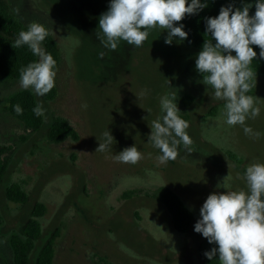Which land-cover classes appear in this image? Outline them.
<instances>
[{
    "label": "rangeland",
    "instance_id": "rangeland-1",
    "mask_svg": "<svg viewBox=\"0 0 264 264\" xmlns=\"http://www.w3.org/2000/svg\"><path fill=\"white\" fill-rule=\"evenodd\" d=\"M9 1L19 20L42 23L52 32L60 59L56 97L46 101L36 96L45 109L38 131L25 129L7 113L6 98L21 87L17 80L0 77V145L7 147L0 183V264H13L8 239L19 230L33 201L44 203L46 211L39 219L41 235L29 253V264L55 228L52 264H201L196 250L204 237L193 225L203 201L211 192L246 190L241 178L245 167L264 162V75L255 74L249 94L260 114L245 121L262 133L257 139L240 125L224 123V101L212 98L211 88L202 83L195 69L200 50L185 40L165 44L166 31L154 28L140 47L121 41L109 51L96 38L108 0ZM166 81L177 93L178 108L183 94L194 98L185 109L193 151L182 150L175 160L160 164L159 150L147 138L159 114V97L168 90ZM145 88L147 95L139 97ZM82 103L87 107L81 108ZM52 116L67 120L78 139L50 143L46 132ZM106 130L113 137L112 148L95 151ZM133 144L142 153L137 163L114 159ZM227 152L240 157L242 164L236 166ZM11 183L22 185L28 204L6 198L5 187ZM164 185L194 215L187 232L173 229L170 216L150 195Z\"/></svg>",
    "mask_w": 264,
    "mask_h": 264
},
{
    "label": "clouds",
    "instance_id": "clouds-1",
    "mask_svg": "<svg viewBox=\"0 0 264 264\" xmlns=\"http://www.w3.org/2000/svg\"><path fill=\"white\" fill-rule=\"evenodd\" d=\"M255 10L249 15L251 4L235 7L232 3L222 5L218 14L204 20L205 33L212 40H205L195 58V69L202 76V83L212 90V98L224 101L222 116L228 126L240 125L246 135L259 138L262 133L254 131L245 123L260 114V107L253 95L255 85L253 59L259 48V58L264 59V0H254ZM207 6V0H108L107 10L98 19L100 31L96 38L104 49L115 51L121 41L140 47L147 40L150 30L166 31L165 44L177 43L188 37L180 22L186 14L194 15ZM49 35L47 27L31 22L18 33L11 45L27 46L37 57L19 70L21 89H31L37 97L44 96L55 86L56 60L43 47ZM190 42V41H189ZM234 52V55H233ZM103 51L98 52L103 57ZM159 97V114L151 122L148 140L159 150L157 161L166 164L175 160L181 151L192 152L193 141L186 131L189 122L182 118L177 107V93L169 88ZM148 90L141 89L139 97ZM87 104L82 103L81 108ZM13 111L21 115L19 104ZM150 111V110H149ZM45 109L37 101L33 108L35 116L44 115ZM104 142L95 151L112 148L113 137L108 130L103 133ZM114 159L120 163L135 164L142 153L135 144L122 149ZM239 176V173L237 174ZM246 190L211 192L199 208V218L193 231L201 234L215 247L204 252L208 260L218 256L220 264H264V162L247 165L241 177Z\"/></svg>",
    "mask_w": 264,
    "mask_h": 264
},
{
    "label": "trees",
    "instance_id": "trees-1",
    "mask_svg": "<svg viewBox=\"0 0 264 264\" xmlns=\"http://www.w3.org/2000/svg\"><path fill=\"white\" fill-rule=\"evenodd\" d=\"M229 3H232L235 7H241L242 4H251L252 7L249 8V15L253 14L255 10L254 0H207V6L199 13L194 15L186 14L182 21L178 22L183 23L184 30L188 32V37L185 41L191 48L201 50L204 39H210L215 43L210 33H205L204 20L206 17L216 16L219 8ZM29 23L31 22H22L16 17L11 9L9 0H0V77L3 79L19 81L20 68L37 59L27 46L20 48L11 46L17 38L18 33L21 30H25ZM48 31L49 35L45 38L43 47L56 60L57 67L60 59L59 48L52 32L49 29ZM252 47L257 52V56L253 59L251 65L252 70L255 74L264 75V59L259 58L258 46L253 45ZM56 95L57 89L54 86L52 90L44 96H41V98L50 101ZM193 100V96L189 93L183 94L179 99L181 108L178 109L181 112L180 115L187 121L188 115L185 109L192 104ZM37 101V97L31 89H19L6 98L4 107L7 113L16 119L25 129L38 131L44 124V117L43 115L38 117L33 114V108L36 106ZM16 104H19L23 109L21 115H17L13 111V105ZM210 114H212V111H210ZM46 138L50 143L57 144L67 139L76 141L78 139V133L67 120L62 117L52 116L47 124ZM6 151L7 147L0 145V183L3 181L7 166L6 159L3 158V154ZM227 155L236 166L242 164V159L234 153L227 152ZM150 195L163 206L166 213L170 216L173 229L181 233L187 232L190 229L194 215L173 189L165 185L160 186ZM5 196L9 201L21 205H26L29 202V196L20 183L7 185L5 187ZM45 211L46 206L44 203L33 201L29 206L27 217L20 225L19 230L9 236L8 240L12 250L13 264H29V253L33 250L35 241L41 235L39 219L44 215ZM57 236V228L46 235L34 255L31 264H52L54 255L53 246ZM212 247H215V245H210L206 238H202L198 242L196 251L201 264H220L218 256H214L212 260H208L204 256V252Z\"/></svg>",
    "mask_w": 264,
    "mask_h": 264
}]
</instances>
